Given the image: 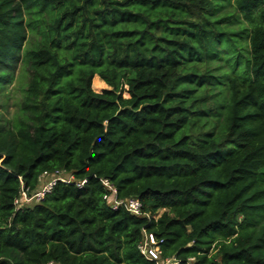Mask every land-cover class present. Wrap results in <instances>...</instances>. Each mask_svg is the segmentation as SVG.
<instances>
[{
	"label": "trees",
	"instance_id": "trees-1",
	"mask_svg": "<svg viewBox=\"0 0 264 264\" xmlns=\"http://www.w3.org/2000/svg\"><path fill=\"white\" fill-rule=\"evenodd\" d=\"M167 259L264 264V0H0V264Z\"/></svg>",
	"mask_w": 264,
	"mask_h": 264
},
{
	"label": "built area",
	"instance_id": "built-area-1",
	"mask_svg": "<svg viewBox=\"0 0 264 264\" xmlns=\"http://www.w3.org/2000/svg\"><path fill=\"white\" fill-rule=\"evenodd\" d=\"M48 174L44 173L42 177H46ZM57 180H61L64 182H70L73 180V177L69 175V178L63 179V178H58L54 177L52 178L49 182H47L39 191H35L34 193L28 195L25 191H22L19 198L15 199V205L18 207L20 204H22V201L25 203H29L33 199H36L37 201L41 200L44 196L45 193L49 192L51 187L55 184ZM85 182L84 180H81L80 182L77 183V186H81ZM102 185L104 189L106 190L103 199L108 203V206L111 209H117V208H123L127 212L140 216L144 215L142 213V205L140 201L136 198H128V199H117L116 198V190L112 186V184L106 180L102 179L101 180ZM159 214H145L147 218H154L156 219ZM140 251L148 258L152 260H158L159 255H160V248L158 243L153 239L152 235L145 234L144 235V240L139 246ZM159 261V260H158ZM49 264H53L50 262ZM158 264H177V262L174 259H167L165 261L158 262Z\"/></svg>",
	"mask_w": 264,
	"mask_h": 264
},
{
	"label": "rangeland",
	"instance_id": "rangeland-1",
	"mask_svg": "<svg viewBox=\"0 0 264 264\" xmlns=\"http://www.w3.org/2000/svg\"><path fill=\"white\" fill-rule=\"evenodd\" d=\"M97 79H98V77L96 76L95 78H93V81H92V88L95 91L100 92L102 89L107 88V86L105 85V83L103 81H101L100 84H98L99 82L98 83L96 82ZM12 86H13V88L17 89L18 82L16 83V81H15V83ZM13 88L11 87L12 95H14L15 98H17V97L19 98V95H20L19 91H16V90L14 91ZM12 109L13 108H11V110ZM54 177H58V178L60 177V178H63V179H67V178H69V174L60 172V173H58L56 175H47L46 177L45 176L41 177L39 188L36 191H39L47 182H49ZM30 202L34 203V202H37V200L33 199ZM22 203H25V202L22 201Z\"/></svg>",
	"mask_w": 264,
	"mask_h": 264
}]
</instances>
